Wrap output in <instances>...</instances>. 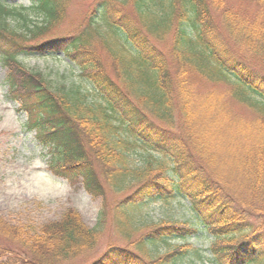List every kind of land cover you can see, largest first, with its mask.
<instances>
[{"label":"trees","instance_id":"1","mask_svg":"<svg viewBox=\"0 0 264 264\" xmlns=\"http://www.w3.org/2000/svg\"><path fill=\"white\" fill-rule=\"evenodd\" d=\"M29 1L0 0L9 97L56 175L103 208L95 228L74 211L44 224L0 264H193L199 233L211 264H264V0H90L70 32L74 0ZM23 55L60 56L82 80L49 79ZM174 199L191 221L141 225ZM105 232L122 244L94 260ZM174 239L186 241L162 253Z\"/></svg>","mask_w":264,"mask_h":264},{"label":"rangeland","instance_id":"2","mask_svg":"<svg viewBox=\"0 0 264 264\" xmlns=\"http://www.w3.org/2000/svg\"><path fill=\"white\" fill-rule=\"evenodd\" d=\"M17 4L26 9L30 5L27 0H19ZM89 4L90 0H74L69 11L70 18L60 32L73 31L83 14L87 13ZM235 4L250 7L247 0H236ZM34 21L37 23L40 19ZM8 23L13 29H21L18 17H13ZM20 60L27 69L41 72L54 81L82 80L77 69L69 66L68 61L60 56L23 55ZM7 75L8 69L0 60V262L5 263L13 261V256L21 246L19 243L34 232L39 233L44 224L58 221L68 211H74L88 228H95L103 208L101 199L93 198L82 185H74L69 179L60 177L53 171L51 154L36 140L35 133L24 129L26 115L18 112L19 105L9 97ZM84 83L93 89L88 80L84 79ZM201 87L204 88V85ZM237 111L248 115L242 109ZM141 159L138 155L137 160ZM124 196L125 194L116 196L109 192L108 204L115 203ZM188 206L187 201L179 199L152 203L144 208L141 225L147 227L191 221ZM11 227L18 230H10ZM145 233L141 232L140 235ZM185 241L174 239L167 246L159 247L164 253ZM187 243L202 254L201 260L196 258L191 263L211 264V243L202 233L191 237ZM121 244L105 232L94 260H101L112 245Z\"/></svg>","mask_w":264,"mask_h":264}]
</instances>
